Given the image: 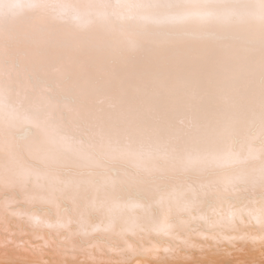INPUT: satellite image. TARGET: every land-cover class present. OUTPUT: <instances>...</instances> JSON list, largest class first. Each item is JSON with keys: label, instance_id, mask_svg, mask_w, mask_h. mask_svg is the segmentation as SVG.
<instances>
[{"label": "bare ground", "instance_id": "bare-ground-1", "mask_svg": "<svg viewBox=\"0 0 264 264\" xmlns=\"http://www.w3.org/2000/svg\"><path fill=\"white\" fill-rule=\"evenodd\" d=\"M12 5L0 264H264V0Z\"/></svg>", "mask_w": 264, "mask_h": 264}, {"label": "water", "instance_id": "water-1", "mask_svg": "<svg viewBox=\"0 0 264 264\" xmlns=\"http://www.w3.org/2000/svg\"><path fill=\"white\" fill-rule=\"evenodd\" d=\"M23 1L24 0H20V5L10 6V12L15 11L16 9H18V11L12 17L13 19L9 20L10 24L13 22L15 23L13 25V27L19 23L21 25L19 28H20V30L23 29V32L16 30L18 28H12L13 30L11 31V33L13 32L15 34H19V33L21 34V33H28V32H32V31L37 30V28H39V27L36 23H38V15H39L40 11L46 12L47 9L49 8L48 12H52V10H55L56 8H58L56 5H54V2L56 0H50V2H48L46 4L34 5L32 7H30L31 4H28L27 6L23 5ZM67 6H68V4H64L62 7H60L61 11H60V9L56 10L57 17H60L61 21H65V19L63 18V16H64L63 12L67 11ZM30 13L33 14V17L30 18L29 21L23 23L22 21H24V20L26 21V19L28 20V18H29L28 16ZM64 23H66V22H64ZM0 31H2V30H0Z\"/></svg>", "mask_w": 264, "mask_h": 264}]
</instances>
